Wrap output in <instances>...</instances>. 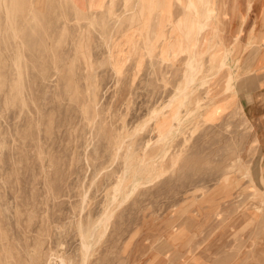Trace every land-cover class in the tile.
Masks as SVG:
<instances>
[{"label": "rangeland", "instance_id": "1", "mask_svg": "<svg viewBox=\"0 0 264 264\" xmlns=\"http://www.w3.org/2000/svg\"><path fill=\"white\" fill-rule=\"evenodd\" d=\"M229 1L0 0V264H264Z\"/></svg>", "mask_w": 264, "mask_h": 264}, {"label": "crops", "instance_id": "2", "mask_svg": "<svg viewBox=\"0 0 264 264\" xmlns=\"http://www.w3.org/2000/svg\"><path fill=\"white\" fill-rule=\"evenodd\" d=\"M229 4L237 8L234 13L229 12V22L225 27L226 36H233V32L240 28L244 31L243 36L264 37V0H230ZM259 59L264 60L262 57ZM252 78L249 79L253 80ZM260 82L264 83V75ZM244 93H249L250 98H246ZM240 103L249 120L257 127L256 131L264 134V85L260 91L244 90ZM261 138V141H264V136Z\"/></svg>", "mask_w": 264, "mask_h": 264}, {"label": "bare ground", "instance_id": "3", "mask_svg": "<svg viewBox=\"0 0 264 264\" xmlns=\"http://www.w3.org/2000/svg\"><path fill=\"white\" fill-rule=\"evenodd\" d=\"M6 18V17H5ZM2 33V32H1ZM191 83V79L189 78L188 79V82H187V86H186V88L189 86V84ZM200 114V113H199ZM208 114V113H207ZM206 114V115H207ZM177 124L176 123H174V126H176ZM129 166V165H128ZM145 166V165H144ZM132 169V168H131ZM149 169V168H148ZM130 172H131V170H130ZM131 173H133V172H131ZM130 173V174H131ZM135 174H136V171H135ZM123 175V174H122ZM122 175H121V177H122ZM132 175V174H131ZM124 177V176H123ZM148 177H150V176H148ZM132 178V177H131ZM144 178V177H143ZM124 179V178H123ZM132 180V179H131ZM141 181V180H140ZM144 181V180H143ZM149 181H150V178H149ZM152 181V180H151ZM136 182H137V179L135 178L134 180H133V183H132V185H133V187H136L137 186V184H136ZM129 183H130V181H129ZM141 183V182H140ZM147 183V182H146ZM121 185H123V184H121ZM136 185V186H135ZM119 190H120V188H119ZM122 191V190H121ZM120 194H121V192H120ZM123 194V193H122ZM125 194L126 193H124V196H125ZM128 194V193H127ZM119 195V194H118ZM113 196H115V195H113ZM114 198V197H113ZM113 198H112V200H113ZM99 221H100V219L98 220V223H99ZM92 237V236H91ZM85 242V241H84ZM84 244V247H86L87 246V244H86V242L85 243H83ZM90 245V244H89ZM86 248H88V246L86 247ZM89 248H90V246H89ZM88 248V249H89ZM86 250V249H85ZM262 256H263V254H262ZM262 259V258H261Z\"/></svg>", "mask_w": 264, "mask_h": 264}]
</instances>
